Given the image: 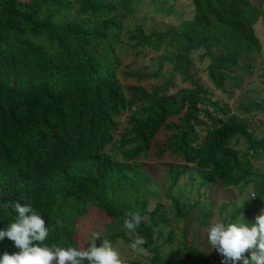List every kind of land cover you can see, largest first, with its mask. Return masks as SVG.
<instances>
[{"label": "trees", "instance_id": "16d2710c", "mask_svg": "<svg viewBox=\"0 0 264 264\" xmlns=\"http://www.w3.org/2000/svg\"><path fill=\"white\" fill-rule=\"evenodd\" d=\"M170 1L0 0V230L16 217L8 202L19 200L45 219L46 244L79 248L76 223L89 206L121 226L126 211H138L148 216L135 231L150 256L125 264H222L214 248L191 239L194 206L173 191L188 176L200 189L251 184L256 200L264 199V175L254 166L264 136L255 138L225 102L261 57L256 27L264 24V0ZM146 9L176 23L149 33L142 24L128 28ZM124 40L136 58L155 54L148 68L122 70ZM177 79L184 86L176 88ZM243 113H264V99L244 103ZM164 159L173 162L164 174L172 222L184 224L176 258L156 242L159 227L170 224L165 213L147 211L148 163ZM240 214L236 208L233 217ZM243 219L250 224L251 211ZM4 251H18L7 237Z\"/></svg>", "mask_w": 264, "mask_h": 264}, {"label": "rangeland", "instance_id": "374dc122", "mask_svg": "<svg viewBox=\"0 0 264 264\" xmlns=\"http://www.w3.org/2000/svg\"><path fill=\"white\" fill-rule=\"evenodd\" d=\"M176 6H186L187 0H176ZM170 2H174L171 0ZM264 5V2H263ZM174 16H165L164 14L158 12H152L151 9L142 10L139 14H136L127 20L128 28L137 24H142L144 30L149 33L153 30H164L165 28L174 25ZM176 23V22H175ZM257 36L260 39L262 46L261 57L257 59L254 65V70L252 76L243 82L240 89L234 91L233 97L231 99H225L232 114L236 115L237 118L243 121L248 128L252 131L255 138H261L264 136V113H243V104L247 102H257L264 99V24L259 23L256 27ZM125 50L128 52L124 54L123 63L124 68L122 70H140L149 67L150 60L155 57V54L147 51L144 55H140L136 58L129 47L127 40H124ZM204 66L202 64H197L196 75L199 76L206 87L212 90V87L206 80ZM124 84H135L133 79H124L121 76ZM141 85L148 87L151 82H140ZM184 86L183 83L177 79L176 88ZM217 92H215L216 94ZM128 113L124 114L121 121L119 122V129L125 126V121ZM118 135L115 140L118 139ZM246 143L244 140L239 141L238 148L244 149ZM110 146L107 147L109 151ZM149 162V161H148ZM149 166H153V172L151 176L153 177L150 183V188L152 190V197L149 199V204L147 211L151 212L155 207L159 206L161 210L165 213V216L169 220L167 226L159 227L161 230V237L156 240L157 244L161 245V252L168 253V256H174L175 258L179 256L178 244L181 242V232L180 229L184 226L182 221L172 222L174 219L171 215V202L164 195V189L167 183L164 181V174L166 168L173 165L168 159L162 161H150ZM255 169L264 175V153H260L254 162ZM173 195L180 198L181 200L190 203L194 206L193 212L191 213V227L189 232L194 236L191 239H196V243L200 247L208 245L207 240V228L214 219L224 220L226 223L230 221L241 220L246 211H251L252 213V223L255 222V217L259 214L260 209L264 208V199L256 200L253 196L255 195L252 185L249 184L244 189L241 188H222L219 184H212L209 188H199L198 181L190 179L188 176H183L177 184ZM236 208H241V214L238 219L233 217V212ZM242 215V216H241ZM144 220L148 223V216L145 215ZM77 230V241L78 246L81 247L85 242L86 238L92 232H98L100 238L97 239V246L102 244V239H108L113 247L120 253L123 260H133L145 262L150 256L149 253L141 254L139 252H134L130 245L138 235L136 231L129 232L123 228L112 218L106 216L96 207H88V212L85 216L81 217L76 223ZM124 235L131 240V243H126L122 238L116 237L112 240L114 235ZM171 236L173 239L172 245H167L166 240ZM209 252L211 249L209 248Z\"/></svg>", "mask_w": 264, "mask_h": 264}, {"label": "clouds", "instance_id": "9594fccd", "mask_svg": "<svg viewBox=\"0 0 264 264\" xmlns=\"http://www.w3.org/2000/svg\"><path fill=\"white\" fill-rule=\"evenodd\" d=\"M7 206L16 217L5 230H0V240L5 237L12 240L18 251L11 254L4 251L0 264H125L108 239H102V244L97 246L98 232H92L79 248L48 245L45 241L49 229L41 214L19 200L9 201ZM142 220L138 211H126L123 228L134 232ZM242 220L226 223L214 219L206 230L208 243L223 257L222 264H264V208L254 223ZM56 223L62 226L60 221ZM145 244V238L137 235L130 248L145 254Z\"/></svg>", "mask_w": 264, "mask_h": 264}]
</instances>
